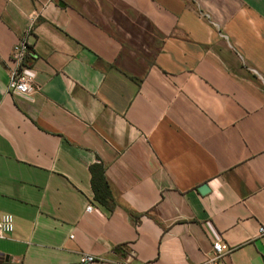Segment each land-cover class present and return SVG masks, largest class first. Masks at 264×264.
Wrapping results in <instances>:
<instances>
[{"label": "crops", "instance_id": "1", "mask_svg": "<svg viewBox=\"0 0 264 264\" xmlns=\"http://www.w3.org/2000/svg\"><path fill=\"white\" fill-rule=\"evenodd\" d=\"M0 211V264H264V0H0Z\"/></svg>", "mask_w": 264, "mask_h": 264}, {"label": "built area", "instance_id": "2", "mask_svg": "<svg viewBox=\"0 0 264 264\" xmlns=\"http://www.w3.org/2000/svg\"><path fill=\"white\" fill-rule=\"evenodd\" d=\"M31 28L28 27L24 37L19 40L11 51V59L14 64L7 85L8 92L28 94L33 90V74L27 64L29 56V46L26 36L29 35ZM93 209L91 205L86 207V212ZM13 231V218L10 214L0 211V239L9 236ZM259 234H264V226L258 229ZM226 246L217 241L212 244V256L206 262L207 264H216L217 260L225 252ZM92 257H84L82 262H90Z\"/></svg>", "mask_w": 264, "mask_h": 264}, {"label": "trees", "instance_id": "3", "mask_svg": "<svg viewBox=\"0 0 264 264\" xmlns=\"http://www.w3.org/2000/svg\"><path fill=\"white\" fill-rule=\"evenodd\" d=\"M90 184L93 192V199L101 206L111 210L112 196L104 178L103 168L100 166H91Z\"/></svg>", "mask_w": 264, "mask_h": 264}]
</instances>
